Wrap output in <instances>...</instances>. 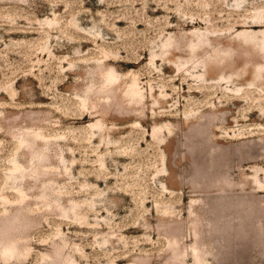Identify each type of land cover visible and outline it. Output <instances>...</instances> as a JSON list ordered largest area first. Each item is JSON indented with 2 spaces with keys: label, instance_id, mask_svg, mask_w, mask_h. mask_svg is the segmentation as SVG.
<instances>
[{
  "label": "rangeland",
  "instance_id": "1",
  "mask_svg": "<svg viewBox=\"0 0 264 264\" xmlns=\"http://www.w3.org/2000/svg\"><path fill=\"white\" fill-rule=\"evenodd\" d=\"M0 264H264V0H0Z\"/></svg>",
  "mask_w": 264,
  "mask_h": 264
}]
</instances>
